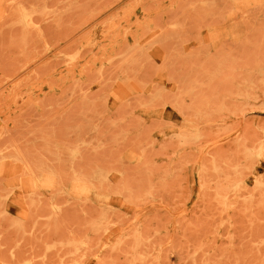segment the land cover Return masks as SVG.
Masks as SVG:
<instances>
[{
    "label": "rangeland",
    "instance_id": "1",
    "mask_svg": "<svg viewBox=\"0 0 264 264\" xmlns=\"http://www.w3.org/2000/svg\"><path fill=\"white\" fill-rule=\"evenodd\" d=\"M126 1L44 0L52 13L44 38L33 30L28 43L18 32L6 40L0 83L14 69L25 75L49 58L42 70L83 69L105 42L93 26ZM157 7L156 22L176 20L163 3ZM153 51L139 49L131 66H117V59L104 71L76 75L43 113L28 103L29 89L19 106L8 103L4 116L16 122L3 143L23 144L31 154H47L49 146L59 153L60 145L78 151L92 188L89 198L68 199L58 211L31 209L24 198L29 185L4 168L0 264H264V193L255 190L264 181V91L206 98L193 89L176 107L175 91L166 89L155 100L148 87L157 84L164 61ZM64 52L74 61L60 59ZM187 119L194 126L185 133ZM213 157L238 163L241 174L202 178Z\"/></svg>",
    "mask_w": 264,
    "mask_h": 264
},
{
    "label": "bare ground",
    "instance_id": "2",
    "mask_svg": "<svg viewBox=\"0 0 264 264\" xmlns=\"http://www.w3.org/2000/svg\"><path fill=\"white\" fill-rule=\"evenodd\" d=\"M43 1L0 0V47L16 32L23 44L28 43L33 30L44 38L43 23L52 13ZM157 3L175 12L176 20L170 24L156 22L154 14L162 10ZM150 4V0H128L116 15L112 13V17L93 26L92 31L105 42L96 45L97 54L83 62V69L75 71L69 64L61 70H42L49 58L41 66L24 70L25 75L14 69L1 78L0 88L5 82L6 88L0 91V172L9 167L15 175L20 173V180L29 185L25 191L30 194L24 198L31 209L47 206L58 211L68 199L89 198L92 186L81 163L84 157L78 151L60 145L56 150L59 153L53 154L49 146L47 154L39 150L31 154L23 144H10L9 140L3 143L16 122L4 116L12 109L8 103L19 106L21 93L28 89V103L43 113L53 106L57 90L74 81L76 75L85 78L97 70L104 71L117 59V66H131L139 49L148 48L164 61L153 80L157 84L148 87L155 100L166 89L175 91L176 107L195 95L193 89L205 97L228 91L229 95L250 98L258 88L264 91V0H155L154 6ZM123 48L128 54H120ZM68 56L70 60L75 58L68 52L59 58L66 60ZM53 77L62 81L60 86L56 80L52 82ZM117 94L118 87H114L115 100ZM187 124L194 126L188 119ZM191 129H185V133ZM46 142L49 145L51 139L47 137ZM263 150L264 142L260 144L262 154ZM240 174L238 163L229 159L213 157L201 167L202 178ZM255 190L264 193V181L258 182ZM244 202L247 205L253 200Z\"/></svg>",
    "mask_w": 264,
    "mask_h": 264
}]
</instances>
